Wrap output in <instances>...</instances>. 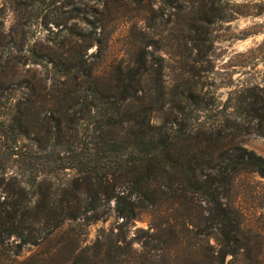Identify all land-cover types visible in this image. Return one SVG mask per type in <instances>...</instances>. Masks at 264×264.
<instances>
[{
    "label": "trees",
    "instance_id": "1",
    "mask_svg": "<svg viewBox=\"0 0 264 264\" xmlns=\"http://www.w3.org/2000/svg\"><path fill=\"white\" fill-rule=\"evenodd\" d=\"M183 27L190 33L184 38L190 62L197 63L202 24ZM57 38L62 51L58 57L48 47L45 53L24 50L22 38L0 32V246L19 252L24 245L43 242L65 220H76L78 210L68 211L64 196L47 198L41 213H30L40 205L30 195L40 180L73 173L72 183L91 179L92 208L102 196L114 198L121 226L136 220L144 208L154 214L164 202L180 207L203 202L209 234L218 247L213 258L223 264L227 254L238 252L241 232L224 192L237 174L264 176V158L236 144L235 134L228 142L231 148L224 150L225 144H217L223 138L220 129L195 127L192 114L200 107H189L196 82L171 89L163 66L155 67L154 54L146 46L134 53V59L128 52L126 60L106 73L108 83L99 79L95 68L85 66L86 50L96 38L67 27ZM96 41L99 51L108 48L107 41ZM66 44L73 50H66ZM28 63L40 65L43 73L25 68ZM240 94L234 93L236 104L230 98L225 105L234 126L262 117L243 107L246 100ZM164 110L163 122L154 124L153 113ZM204 134L214 142L206 150L200 148L199 136ZM182 139L195 140L193 147L183 149ZM52 210L57 213L49 215ZM34 219L45 236L31 232ZM149 224L163 231V224L174 229L178 222Z\"/></svg>",
    "mask_w": 264,
    "mask_h": 264
},
{
    "label": "rangeland",
    "instance_id": "2",
    "mask_svg": "<svg viewBox=\"0 0 264 264\" xmlns=\"http://www.w3.org/2000/svg\"><path fill=\"white\" fill-rule=\"evenodd\" d=\"M188 23L203 28L197 34L201 40L197 63L190 62L184 45L190 33L183 24ZM65 27L107 41L105 51L93 41L84 59L85 66L95 68L99 79L108 83L106 73L126 60L128 52L134 59V53L146 46L154 54L155 67L163 66L171 89L196 82V97L189 107H200L192 114L195 127L220 129L223 138L217 144H225L224 150L231 148L228 142L235 134L236 144L264 158V0H0V32L22 38L24 50L45 53L48 47L58 57L62 52L56 45L58 31ZM65 49L73 50L68 44ZM25 68L38 75L44 70L29 63ZM238 91L246 100L243 107L261 118L233 125L225 105ZM165 112L155 111L153 123L161 124ZM199 138L202 150L214 143L205 134ZM194 142L182 139L180 144L185 149ZM73 177L66 173L40 180L30 193L33 203L40 205L30 213L32 217L41 213L47 198L64 196L67 210H78V218L65 220L43 242L24 245L19 252L1 245L0 264H217L213 257L218 247L209 234L203 202L194 200V206L184 207L164 202L154 214L144 208L136 220L121 226L114 198L102 196L92 208L91 179L72 183ZM224 193L241 222V232L238 252L227 254L223 264H264V176L237 174ZM35 219L31 232L45 236ZM165 219L178 224L174 229L163 224V231L150 228V222Z\"/></svg>",
    "mask_w": 264,
    "mask_h": 264
}]
</instances>
